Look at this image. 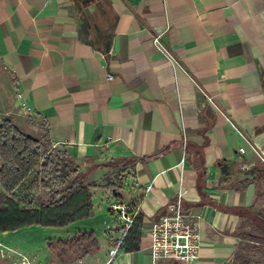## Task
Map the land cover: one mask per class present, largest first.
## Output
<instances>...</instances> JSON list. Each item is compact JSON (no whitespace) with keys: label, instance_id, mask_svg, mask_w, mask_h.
<instances>
[{"label":"crops","instance_id":"crops-1","mask_svg":"<svg viewBox=\"0 0 264 264\" xmlns=\"http://www.w3.org/2000/svg\"><path fill=\"white\" fill-rule=\"evenodd\" d=\"M78 8L0 0V116L40 141L47 131L49 150L77 165L113 160L131 176L121 195L139 206V250L110 256L116 222L103 217L108 249L89 257L180 264L152 260L149 228L185 191L183 209L198 218L201 238L195 264H248L262 244L247 234H264V0ZM101 29L107 53L91 41Z\"/></svg>","mask_w":264,"mask_h":264},{"label":"trees","instance_id":"trees-1","mask_svg":"<svg viewBox=\"0 0 264 264\" xmlns=\"http://www.w3.org/2000/svg\"><path fill=\"white\" fill-rule=\"evenodd\" d=\"M91 1L75 0V5L84 9ZM83 13L82 10L81 15ZM81 18L88 23L85 17ZM91 41L96 48L108 52L107 31H97ZM50 147L47 131L40 141L23 133L9 118H4L0 123V234L32 226L64 227L92 214L90 191L100 187L95 183L83 184L78 169H71L67 165V160H70L67 154L62 151L53 154V150L49 151ZM114 165L115 161L112 160L99 167L112 169ZM50 187L56 191L51 193L48 200L39 199V205L35 207L34 201L41 189ZM110 187L113 189L116 185ZM82 193L84 196L79 199L78 195ZM141 223L139 215L137 223L122 242L123 252L139 250ZM247 235L262 244L254 249L264 252V234ZM86 241L92 243L94 250L83 249L84 256L98 252V242L92 232H78L68 239L46 240V244L49 253L56 256Z\"/></svg>","mask_w":264,"mask_h":264},{"label":"rangeland","instance_id":"rangeland-1","mask_svg":"<svg viewBox=\"0 0 264 264\" xmlns=\"http://www.w3.org/2000/svg\"><path fill=\"white\" fill-rule=\"evenodd\" d=\"M55 153L53 151V154ZM67 165L71 169H78L79 179L83 184L95 183L100 187L90 191L92 195V214L64 227H25L19 229L22 230L20 232L22 237L16 236L11 240L1 236L4 234H0V242L5 245V247H0V264H99L97 259L89 257L93 254L83 255V249L94 250L90 241L81 242L74 248L64 250L53 256L47 249L46 240L68 239L78 232L87 230V232L93 233L99 249H102L103 254H105L108 249V235L104 231L107 221L105 219L104 222L103 217H109L115 221L114 216L108 210V198L111 196L127 200L128 198L125 199L126 196L121 195V191L125 193L129 191L133 181L130 175L122 174L123 170L119 167L102 169L95 162L77 165L71 159L67 160ZM110 185H116V188L111 189ZM53 191L56 190H53L52 187L41 189L40 195L34 201V206L38 207L39 199L48 200ZM83 196L84 193L78 195V198L81 199ZM248 264H264V252L255 254L250 262L248 261Z\"/></svg>","mask_w":264,"mask_h":264},{"label":"built area","instance_id":"built-area-1","mask_svg":"<svg viewBox=\"0 0 264 264\" xmlns=\"http://www.w3.org/2000/svg\"><path fill=\"white\" fill-rule=\"evenodd\" d=\"M108 79H113V76L108 75ZM16 98L24 112L33 114V108L24 100L22 93H17ZM258 155L259 160L264 164V148ZM149 188L147 187L146 190ZM184 195L185 191H180L177 198L167 205L166 213L150 225L149 254L154 262L165 259L180 264H195L199 259L201 238L197 229L198 218L184 211ZM108 210L116 222L115 228L111 231L117 232V237L114 247L109 250L110 256L113 257L123 251L122 242L137 223L140 211L139 206L131 201L111 196L108 198Z\"/></svg>","mask_w":264,"mask_h":264},{"label":"bare ground","instance_id":"bare-ground-1","mask_svg":"<svg viewBox=\"0 0 264 264\" xmlns=\"http://www.w3.org/2000/svg\"><path fill=\"white\" fill-rule=\"evenodd\" d=\"M21 231L22 230H19V231H16V232H11V233H7V234L1 235V236L11 240V239H14V237H16V236L17 237L18 236L22 237V236H20L21 235V233H20ZM0 247H5V245L0 242Z\"/></svg>","mask_w":264,"mask_h":264}]
</instances>
